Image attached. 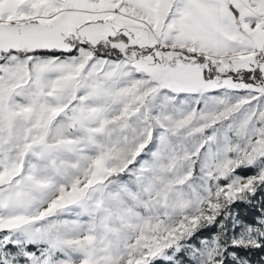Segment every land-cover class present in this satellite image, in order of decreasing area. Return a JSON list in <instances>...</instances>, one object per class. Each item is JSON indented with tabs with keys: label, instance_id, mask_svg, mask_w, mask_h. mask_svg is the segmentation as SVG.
<instances>
[{
	"label": "snow or ice",
	"instance_id": "snow-or-ice-1",
	"mask_svg": "<svg viewBox=\"0 0 264 264\" xmlns=\"http://www.w3.org/2000/svg\"><path fill=\"white\" fill-rule=\"evenodd\" d=\"M0 264H264V0H0Z\"/></svg>",
	"mask_w": 264,
	"mask_h": 264
}]
</instances>
